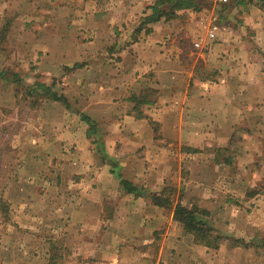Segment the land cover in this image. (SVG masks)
Segmentation results:
<instances>
[{
    "label": "crops",
    "instance_id": "obj_1",
    "mask_svg": "<svg viewBox=\"0 0 264 264\" xmlns=\"http://www.w3.org/2000/svg\"><path fill=\"white\" fill-rule=\"evenodd\" d=\"M168 2L0 0V264H264V0Z\"/></svg>",
    "mask_w": 264,
    "mask_h": 264
},
{
    "label": "trees",
    "instance_id": "obj_2",
    "mask_svg": "<svg viewBox=\"0 0 264 264\" xmlns=\"http://www.w3.org/2000/svg\"><path fill=\"white\" fill-rule=\"evenodd\" d=\"M201 1L204 0H169L168 4L170 6V11L167 13V15L171 19L177 17L178 11L188 9L202 11L204 9V6L203 2ZM154 11L155 12L153 20H159L162 15L157 14V9H155ZM53 97L59 98L56 94H54ZM121 182L126 191H137V187H135L132 183H129L124 179H122ZM154 199L158 204L170 203V201H166L162 195H156ZM203 215H205V213L201 209H189L179 204L176 209L175 218L183 224L187 233L193 234L194 237H196V241L198 243L208 246L210 248L218 249L225 242L226 237L218 233L214 227H212L207 221H205L202 218ZM230 242L233 247L245 245V241L241 239H230Z\"/></svg>",
    "mask_w": 264,
    "mask_h": 264
},
{
    "label": "rangeland",
    "instance_id": "obj_3",
    "mask_svg": "<svg viewBox=\"0 0 264 264\" xmlns=\"http://www.w3.org/2000/svg\"><path fill=\"white\" fill-rule=\"evenodd\" d=\"M203 2V6H204V9L202 11H195V16H196V21H198V19L200 18V20H206L204 17H203V13H206L205 17H208V14H207V11H208V8H212L214 5L211 4L210 2L204 0V1H201ZM207 8V9H206ZM206 9V10H205ZM193 11V12H194ZM191 15V13H190ZM191 17V16H190ZM187 18V17H186ZM175 23H178V22H175ZM184 23V22H183ZM210 45L208 44V49H209ZM6 216H7V210H6V205L5 203L0 200V218L2 221H5L6 220ZM8 217V216H7ZM1 240V239H0ZM2 241V240H1ZM2 245H4V242H1L0 244V248L3 247ZM20 245V243H18V246ZM0 256H3V254L0 252Z\"/></svg>",
    "mask_w": 264,
    "mask_h": 264
},
{
    "label": "built area",
    "instance_id": "obj_4",
    "mask_svg": "<svg viewBox=\"0 0 264 264\" xmlns=\"http://www.w3.org/2000/svg\"><path fill=\"white\" fill-rule=\"evenodd\" d=\"M208 2H210L213 5H218V4H229L232 0H206ZM203 22H205L203 20ZM216 30L217 27H215L214 25H211L208 32H207V40H204L203 38L199 39V41H197L195 43V46L197 48H203V49H207L208 48V41L209 40H214L216 38Z\"/></svg>",
    "mask_w": 264,
    "mask_h": 264
}]
</instances>
